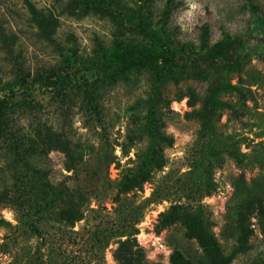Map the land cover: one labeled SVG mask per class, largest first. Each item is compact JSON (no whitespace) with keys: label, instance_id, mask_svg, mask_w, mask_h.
<instances>
[{"label":"rangeland","instance_id":"rangeland-1","mask_svg":"<svg viewBox=\"0 0 264 264\" xmlns=\"http://www.w3.org/2000/svg\"><path fill=\"white\" fill-rule=\"evenodd\" d=\"M70 1L0 0V96L11 100L12 132L25 148L39 152L29 161L42 171L43 181L65 192L42 214V237L26 231L12 201L17 195L15 151L9 138H0V219L7 222L0 223V264H33L37 247L42 264H120L119 249L129 237L138 251L136 262L171 264L179 253L200 264L206 255L182 226L160 227V214L172 206L198 204L214 223L226 255L248 234L247 251L230 264H264V234L256 209L264 201V0H149L155 21L168 2L173 7L164 30L175 42L164 59L144 49L152 45L144 36L106 17L69 11ZM117 1L132 7L138 3ZM40 20L49 23L51 36L43 35ZM202 39L210 47L232 44L233 67L224 72L232 87L218 99L239 113L220 111L214 143L221 147L236 142L246 155L244 164L227 154L213 159L199 152L201 123L192 114L202 107L211 83L193 78L190 63L203 54ZM117 43L138 48L123 50V67L133 68L125 77L101 62V50ZM190 47L191 52L185 51ZM163 68L172 71L170 78ZM51 70L62 72L66 84L46 89L35 83L39 74ZM21 72L28 83L15 86ZM84 80L96 81L100 88V121L77 87ZM236 88L243 91V100ZM158 91L164 103L159 104L156 123L173 138L163 147L166 166L138 191L118 197L122 182L136 173L150 147L146 125ZM54 133L79 156L71 171L65 169L68 156L60 147L43 141ZM199 156L211 166V175L194 169ZM209 184L212 194L198 199ZM70 204L83 212L74 226L56 219V212Z\"/></svg>","mask_w":264,"mask_h":264},{"label":"trees","instance_id":"trees-1","mask_svg":"<svg viewBox=\"0 0 264 264\" xmlns=\"http://www.w3.org/2000/svg\"><path fill=\"white\" fill-rule=\"evenodd\" d=\"M69 11H78L84 14H95L106 17L112 20L119 27L132 30L151 42V47H144L147 51H151L159 59H164V52L171 49V35L164 29L169 16L172 12L171 2L167 3L159 21H155L149 0H138L137 6L132 7L123 4L117 0H71L67 6ZM43 35L51 36L49 31V23L44 20L37 22ZM54 33V30H52ZM207 37V36H206ZM3 42L7 43L5 37H2ZM232 44L229 41L219 42L213 47L208 45V40L202 39L203 54L190 63L192 68L191 75L200 81H209L211 87L209 93L202 102V107L193 112V117L201 123L199 137V152H207L208 156L213 159H219L223 154H227L238 164H244L246 155L237 147L236 142H228L221 147H217L214 143L217 137L216 123L220 118V111L224 108H229L238 114L235 106L223 102L218 99L221 92L228 91L232 86L227 84L224 78V72L227 67H233L231 63L230 53ZM137 46L127 45L123 48L117 43L115 48L104 51L102 53V66L108 70L117 73L120 76H126L130 69L123 67V50H137ZM190 47L185 51H192ZM166 78H170L172 71L163 68ZM27 84V78L21 72L19 81L15 86H24ZM36 84L46 89H54L59 85L66 84V76L59 70H51L47 74H39L35 79ZM78 89L82 90V96L87 109L96 116L100 121L102 110L100 107V88L96 81H83L82 84H77ZM237 89V88H236ZM4 90H7L4 88ZM12 90V89H11ZM240 95V100L245 98L242 90L237 89ZM164 103L161 98V92L158 91L151 99V106L146 125V131L151 138V144L146 154L141 158L140 164L134 175L126 177L122 182L118 194H128L141 189L145 183L149 182L153 173L162 170L166 166V158L163 153L164 145H171L173 138L165 135L157 126L156 115L159 104ZM244 105V104H243ZM11 107V100L4 96H0V138H9L10 147L15 151V160L12 167L15 172V185L17 195L12 197V201L20 209L21 218L19 222L30 230L29 233L42 237L40 223L42 222V214L50 209L63 199L64 191L52 187L45 183L42 178V171L35 169L30 158L37 155L39 152L36 148H25L20 139L12 132L8 110ZM245 107V106H244ZM54 134L45 137L43 141L47 145L58 146L68 156L65 162L66 171H71L75 168L74 163L78 161L79 156L69 147L66 140L61 139ZM38 147V146H37ZM56 149L52 148L51 150ZM73 162V164H72ZM194 169L199 173L211 175V166L206 165V159L199 156L195 160ZM204 190L205 192H202ZM200 190V199L203 193L211 195L213 190L212 184ZM119 197V196H118ZM257 209L258 224L264 234V201H260ZM56 219L65 224L74 226L77 222L83 219L82 207L76 204H70L64 209L56 212ZM0 223H6L0 219ZM173 225H180L185 229V235L189 239L195 240L203 249L206 260L199 262L200 264H230L231 261L238 255L243 254L248 249V234H242L239 238V243L234 246L230 255H226L222 249L214 233V223L209 215L205 212L200 204L194 208L183 205H175L167 211L160 214V227L167 228ZM130 237L121 243L118 260L120 264H142L135 261V256L138 251H133L134 245ZM126 249L125 251L122 249ZM35 258V259H34ZM34 258L31 260L33 264H42L40 262V248L37 247ZM171 264H193L185 260L179 253L172 258Z\"/></svg>","mask_w":264,"mask_h":264}]
</instances>
